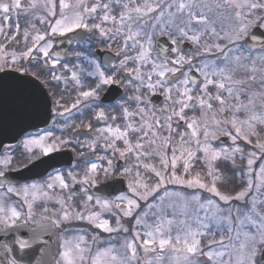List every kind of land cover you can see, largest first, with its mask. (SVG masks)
<instances>
[{"label":"snow or ice","instance_id":"6c2138e0","mask_svg":"<svg viewBox=\"0 0 264 264\" xmlns=\"http://www.w3.org/2000/svg\"><path fill=\"white\" fill-rule=\"evenodd\" d=\"M0 36V264H264V0H0Z\"/></svg>","mask_w":264,"mask_h":264},{"label":"flooded vegetation","instance_id":"af4514ba","mask_svg":"<svg viewBox=\"0 0 264 264\" xmlns=\"http://www.w3.org/2000/svg\"><path fill=\"white\" fill-rule=\"evenodd\" d=\"M73 47H75L74 44L69 45L67 42H65V43H58L57 42L55 50L59 51L61 53L62 62H69V63L75 62L72 60V57H71V50ZM114 48H115V46H114ZM65 50H67L69 53V55L66 58L64 56ZM112 62L115 64L117 61L115 59H113ZM59 87L61 89H63L64 86L61 84ZM71 88H72V85H71V83H69V85H68L69 90L68 91H61L58 93V95H64L67 97L66 101H64L65 106H70L72 103L75 102L74 97H75L76 93H75V91H72ZM104 95L107 96L108 99L103 100V105H111L113 103V97L116 100L120 99V97L123 95V89H120L118 86H113V88L106 91L104 93ZM129 95H131V93H129ZM56 98H58V96ZM51 100H52V98H51ZM161 100H162V98H161ZM86 103H91V102L89 101ZM157 106H160L159 100L157 101ZM106 110H108V109L106 108ZM56 111H57V109H56L55 105L52 104L51 118L49 119L48 125H46V127H39V128L40 129L47 128L48 130H51L54 133V135H56V136H61L62 138L72 139L73 140V147L76 146V141H79L80 143L86 145L90 141L92 136H94L96 134L94 130L97 128H102L104 126L103 121L96 122L95 120H93L91 118V114L89 113L87 108L84 107L83 104L80 106L79 111H77L76 109H73L70 114H65V116H62V117L56 116ZM93 111H95V108H93ZM196 115H199V112H197ZM89 122H91L93 124V131H91V132L86 127L82 126V125H86ZM35 131H36V128L29 130L30 133H34ZM81 150L84 151L85 153L88 152L87 147H85L83 149H78V151H81ZM62 153H67L66 155H68L72 158V163H71L72 166H75L77 164L78 157L75 153L71 152L68 149L63 150ZM96 154L97 155H103L104 153L102 150H99V151H97ZM118 163L123 164L124 162L118 161ZM129 163H131V161ZM68 167L69 166H67V165H63V166L58 167L56 169L57 170H63V169L68 168ZM79 170L80 169H77V171H79ZM78 179H79V177H78ZM72 202L77 203L76 197H73ZM105 218H111V217L106 216ZM113 223H114V221H113ZM126 226H129V225H126ZM74 227L77 229H83V230H85V232L89 230V225L87 224L86 221L77 222L74 225ZM81 234H84V233L82 232ZM54 238H55V243H56L58 235H57V237H54ZM107 239H108V234H106V233L101 234V241H102L101 246H105L103 244V241H105Z\"/></svg>","mask_w":264,"mask_h":264},{"label":"water","instance_id":"95a60500","mask_svg":"<svg viewBox=\"0 0 264 264\" xmlns=\"http://www.w3.org/2000/svg\"><path fill=\"white\" fill-rule=\"evenodd\" d=\"M61 41H63V43H65L66 41L64 40V38H60ZM58 43H61L58 41ZM62 58V57H61ZM48 106L51 108L52 110V100L51 98L48 100ZM52 112V111H51ZM51 118V116H50ZM49 118V119H50ZM49 119L47 121V124L49 123ZM28 123H31V124H38L39 127H46V125L42 122H40L39 120H31L29 121ZM31 129H35V128H29V130ZM0 139H4V142L6 144H9V143H13V141H11L10 138H6V137H0ZM228 142V141H226ZM67 153H62L60 154L57 159L55 160H51V161H48L47 164H43V165H38L37 167L35 168H32L31 171H28V172H25L24 175H27V176H34L36 173H43L44 170L47 168L48 172H50L52 170V168H48V164H51L53 168H57V167H60L62 165H69L68 164V161L71 160V163H72V158L68 155H66ZM0 235H3V234H0ZM51 244H55V238L52 237V240H51ZM44 259L47 258V254L45 253L44 254Z\"/></svg>","mask_w":264,"mask_h":264},{"label":"rangeland","instance_id":"374dc122","mask_svg":"<svg viewBox=\"0 0 264 264\" xmlns=\"http://www.w3.org/2000/svg\"><path fill=\"white\" fill-rule=\"evenodd\" d=\"M69 3H72L74 2V0H68ZM25 20L26 18L22 15L20 17V25H21V29L23 30V28L25 27ZM227 23V22H225ZM39 26V25H38ZM19 39V38H18ZM4 41V37L3 36H0V42H3ZM147 162V161H146ZM239 163V160L237 161ZM149 223H151V220H149Z\"/></svg>","mask_w":264,"mask_h":264}]
</instances>
